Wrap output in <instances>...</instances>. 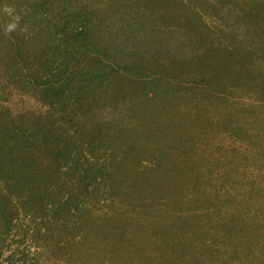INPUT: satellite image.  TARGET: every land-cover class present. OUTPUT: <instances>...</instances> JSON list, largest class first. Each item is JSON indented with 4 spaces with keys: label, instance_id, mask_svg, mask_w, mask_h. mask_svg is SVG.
<instances>
[{
    "label": "rangeland",
    "instance_id": "obj_1",
    "mask_svg": "<svg viewBox=\"0 0 264 264\" xmlns=\"http://www.w3.org/2000/svg\"><path fill=\"white\" fill-rule=\"evenodd\" d=\"M9 1L0 0V9ZM145 1L91 3L100 21H108L98 31L123 44L129 42L120 23L123 11L149 13L151 23L166 29L159 38L163 67L134 71L132 80L146 83L141 95L135 83L100 82L78 122L85 131L72 128L73 120L61 130L62 148L72 154L45 156L42 149L33 156L25 167L39 176L32 188L60 198L71 190L80 212L50 221L46 210L40 214L31 205L11 224L0 215V264H264V92L248 93L232 78V68L244 67L249 56L264 69V27L247 18L253 0H219L214 13L186 9L199 0ZM260 9L264 14V3ZM30 29L17 32L22 42ZM105 44L115 47L109 39ZM12 48L0 43V130L10 138L24 135L27 129L11 121L25 124L28 109L50 114L25 83L27 67L11 69ZM133 50L126 62L142 68L147 61ZM115 61L111 52L104 63ZM160 80L165 88L152 87ZM228 92L235 94L228 99ZM145 95L150 99L144 101ZM95 164L99 177L77 171ZM7 177L0 176L3 187L10 186L4 185ZM99 178L115 186L113 194ZM76 220L94 227L82 243ZM42 228L55 233L48 236Z\"/></svg>",
    "mask_w": 264,
    "mask_h": 264
},
{
    "label": "trees",
    "instance_id": "obj_2",
    "mask_svg": "<svg viewBox=\"0 0 264 264\" xmlns=\"http://www.w3.org/2000/svg\"><path fill=\"white\" fill-rule=\"evenodd\" d=\"M91 1H9L8 8L11 11L10 13H6V25L14 22L15 17H19V20L16 21L17 28L10 34L6 33L4 26L2 27L3 20L0 19V43L11 42L13 46L10 57L12 60L11 69L16 71L22 65L27 67L28 74L25 83H28L30 89L38 94L34 96L39 97V101L42 104L46 103L48 107L50 106L48 109V113L50 114L45 117H43L42 113L38 112L39 110L28 109L27 115L22 117L25 124L23 123L21 126H18L19 124L16 125L14 121L10 120L11 124L13 123L15 127L21 130L27 129L23 136L17 135L10 138L6 131L0 130V176L3 174L8 175L4 185H10L3 187L2 181H0V215L5 217L9 224L12 223L14 217L17 215L20 216L23 213L28 215L31 205H34V209L37 207L40 214H44L46 210V217L50 221L55 216L60 218L61 215L69 219L70 215H72V210L80 212L76 202L77 197L73 195L71 190L68 192L66 198L55 197L52 190L49 195H40V187L39 189L32 188V186L39 185V176L33 175L29 169L25 170V167L29 165L33 156L36 157L38 151L42 149L45 156L61 157L65 155L68 158L72 154L71 152L66 153L65 148H62L63 145L61 143H63L62 141L66 137L61 134V130H67L66 126H69L73 120L75 125L72 124V128L81 126V130L85 131L83 125L78 124V122H81L80 118L85 113L86 97L89 98L91 91L97 89L100 82L106 78H114L116 81L135 83L137 85V95L146 83L143 79L142 81L132 80L133 76L131 75H134V71L150 69L153 64L163 67L160 56H163L165 46L159 38L160 32L166 29L160 30L158 25L151 23L148 19L149 13L146 14L140 10L132 12L129 10L123 11L120 15V23L124 35H127L126 39L129 41L123 44L110 40L108 32L100 33L98 31L99 27H103L108 21L103 18L100 21ZM114 1L119 5L123 3V0ZM218 2L219 0H199L198 5L196 4L193 8L190 5L186 9L194 10L197 7H201L205 12L212 13L213 11H218L216 10ZM144 3L146 4L147 2L142 0V4ZM263 3L264 0H253L250 2V7H248L249 17L247 18L249 20L252 19L251 23L258 22L259 24L255 25L264 27V21L262 20V17L264 19V14L260 12V7L263 6ZM3 9H0L1 15H4ZM125 24L133 32H131L130 28L125 27ZM26 25L32 29L28 30L25 36L27 38H24L22 42V36L17 34V32ZM108 39L109 44L113 42L114 48H111L110 45L109 47L106 46L105 42ZM133 47L137 48L139 52L140 57L138 59L147 61L140 64L142 68L128 65L129 63L126 62H129L131 57L135 55ZM111 52L116 55V61L113 63L114 66L105 65L104 63ZM246 60L247 64H243L244 67L238 66L232 68L235 70L232 73V78L237 79L234 85L244 90H249L248 93L250 91L252 93L253 89L256 88H259L257 92H264V69L258 66V62H255L257 58L252 59L249 56L248 58L246 57ZM236 70L240 71V73H236L235 75ZM14 75L19 77V73ZM154 86L165 88L164 82L161 80L159 84L157 82L152 87ZM244 90L238 94L232 93L233 91L228 92L230 95H227V98L229 99V97L235 94L233 96L236 99H240L238 96ZM142 97L144 98V96ZM149 99L150 95H145L144 101ZM133 102L132 100L130 101L131 104ZM36 147L38 150L35 151ZM77 168L78 165H76ZM157 168L155 166V169ZM81 169L82 177L90 179V176H100L97 164L87 169L80 166L77 171ZM253 170L255 174L256 170ZM260 173L262 175L260 179L261 183L264 184V168ZM108 175L110 176V169ZM81 179H76L78 186L83 183ZM99 179L91 181L99 180V182H104L106 186L108 185L103 178ZM136 183H139V180ZM138 185L136 184V186ZM107 188L113 194L112 188H115V186L108 185ZM53 197L55 200H53ZM40 199L45 202L38 205ZM138 200L141 199L132 198L131 201ZM50 204H52L53 208L51 211L49 210ZM62 208L66 213L62 211ZM35 216L39 217L40 221L47 223L46 219L37 213ZM77 221L80 223V226L82 225V229H80L82 243L84 239H87L86 236H88L86 230L93 226L86 220L82 222ZM58 224L59 222H57ZM42 229L48 233V236L55 233L54 230L50 232L46 228ZM63 231H68V228L63 229Z\"/></svg>",
    "mask_w": 264,
    "mask_h": 264
},
{
    "label": "clouds",
    "instance_id": "obj_3",
    "mask_svg": "<svg viewBox=\"0 0 264 264\" xmlns=\"http://www.w3.org/2000/svg\"><path fill=\"white\" fill-rule=\"evenodd\" d=\"M4 11H5L6 13H10L11 10H10L7 6H5ZM18 20H19V17H15L14 22L9 23V24L7 25L6 33H11L12 31H14V30L17 28V23H16V21H18Z\"/></svg>",
    "mask_w": 264,
    "mask_h": 264
}]
</instances>
